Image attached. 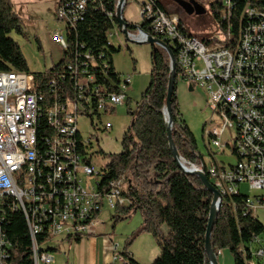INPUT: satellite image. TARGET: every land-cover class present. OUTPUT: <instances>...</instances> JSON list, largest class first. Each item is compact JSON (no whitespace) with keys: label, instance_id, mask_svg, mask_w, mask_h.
Segmentation results:
<instances>
[{"label":"built area","instance_id":"2783aa9c","mask_svg":"<svg viewBox=\"0 0 264 264\" xmlns=\"http://www.w3.org/2000/svg\"><path fill=\"white\" fill-rule=\"evenodd\" d=\"M99 1L58 0L55 17L65 28L51 36L64 52L70 48L67 33L83 20L87 5ZM129 1H124L123 12ZM133 1L140 4V22H128V40L146 44L151 36L166 43L175 53L179 78L206 93L212 113L205 126L208 147L217 166L205 163L189 168L205 169L223 199L238 195L242 184L264 192V0H201L202 4L220 3L219 21H214L216 36L203 41L193 36L178 14L166 13L158 0ZM120 2L114 13H107L117 28ZM143 24H148L149 32L142 29ZM103 63L101 73L107 75L109 65ZM93 66V55L81 54L76 47L75 57L58 76L72 85L73 97L65 103L58 99L60 81L49 85L57 94L49 104L33 75L0 73V264H12V243L4 232L12 213H22L26 220L33 264H53V252L39 245L40 235L45 234L48 245L60 239H85L94 233L106 201L111 211L130 204L123 197L125 178L111 182L107 193L99 191L100 172L88 149L91 140L79 137V117L84 111L93 112L94 96H98V113L116 109L127 101L130 79L120 76L118 91L103 95ZM112 128L110 122L104 125L106 131ZM228 132L234 134L233 141H223ZM245 206L256 215L264 209V194L248 197ZM252 256L264 264L260 237L254 241ZM113 261L128 264L120 253Z\"/></svg>","mask_w":264,"mask_h":264},{"label":"trees","instance_id":"16d2710c","mask_svg":"<svg viewBox=\"0 0 264 264\" xmlns=\"http://www.w3.org/2000/svg\"><path fill=\"white\" fill-rule=\"evenodd\" d=\"M158 2L166 13L177 14ZM116 4L117 0H102L96 4L90 2L83 20L75 30L67 33L70 48L64 52L62 62L51 71L32 74L20 46L11 37L13 33L24 35L22 20L15 13L11 0H0V73L31 74L38 91L45 95L46 103L56 101L57 94L58 99L65 103L68 97H73L72 85L68 79L61 82L58 76L75 57L76 47H80L81 54L88 51L94 57L95 66L91 69L96 74V84L102 88L100 93L106 95L117 92L121 74L116 71L113 59L120 48L117 49L110 42V34L117 26L115 20L107 16V13L115 12ZM211 8L214 21H219L220 3L211 4ZM177 9L181 12L179 7ZM131 28L134 30L133 25ZM142 29L150 31L148 24H143ZM151 57L149 85L136 109L128 112L131 124L122 139V152L111 155L106 168L99 171V191L107 193L111 182L125 178L123 197L130 204L114 211V225L130 218L131 214H142L141 229L120 253L128 264H140L133 258L128 247L141 233L151 234L160 248V254L152 264H210L205 251V239L213 195L196 175L185 174L174 161L166 124L170 57L165 50L158 48H153ZM103 61L109 65L107 75L101 73ZM179 72L177 67L176 85ZM53 80L60 81L61 87L57 88V94L49 87ZM176 85L171 100L174 120L172 138L185 166L200 167L205 161L198 153L195 137L181 113ZM94 97L92 115L84 111L82 116H90L92 121L97 116L102 124L103 117L116 109L98 113L95 111L98 96ZM80 135V139H84ZM91 148L92 144L88 149L91 158L95 159ZM210 165L217 166V163L211 159ZM247 198L240 192L223 199L211 237L212 248L217 257L221 252L229 250L235 264H249L251 260L262 264L253 258L252 247L255 239L264 234V224L258 220L257 215L246 209ZM4 232L12 243L10 262L33 264L32 242L22 213L8 216ZM45 237V234L38 237L39 245L43 251L55 252L53 245L45 243Z\"/></svg>","mask_w":264,"mask_h":264},{"label":"rangeland","instance_id":"374dc122","mask_svg":"<svg viewBox=\"0 0 264 264\" xmlns=\"http://www.w3.org/2000/svg\"><path fill=\"white\" fill-rule=\"evenodd\" d=\"M11 1L15 13L22 20L24 29V35L13 33L11 37L20 46L30 73L36 74L51 71L64 58L63 49L53 42L51 36L55 30H64L65 28L64 24L55 17L58 0ZM159 1L167 10L176 12L183 19L189 25L193 36L197 39L203 41L216 36V22H214V11L211 8L213 2L210 1L203 4L204 14L189 16L180 12L174 5L173 0ZM194 1L200 3L201 0ZM123 16L125 21L129 23L140 22V4L137 1L130 0ZM111 35L109 39L112 45L117 49L120 48V52L113 59L114 67L122 78L128 77L130 79L127 101L124 105L117 107L113 113L104 116L102 124L97 116L94 117L93 121L90 116L79 117L80 132L84 140H91V152L95 153L94 164L98 171L106 168L111 155L122 152V139L131 124V117L128 112L130 109L133 111L136 109L137 103L141 100L142 94L149 85L152 69V45L128 41L121 34L119 28L114 29ZM176 86L180 110L195 137L197 151L203 157L205 163L210 165L211 153L208 147L207 127L205 126L210 121L212 113L206 106V93L198 87L195 89L192 87L193 91H190V83L181 78L177 80ZM107 122L113 125V128L109 131L104 130V125ZM233 136L232 132H228L223 137V141L228 139L233 141ZM226 153H229V151H226ZM229 160L233 163L236 162L234 158ZM240 192L251 199L264 194L263 191L252 190L248 184H242ZM114 215L115 212L109 209L106 201L98 218L99 225H102L101 228L106 230L108 235L115 237L118 242L116 244H119V252H122L133 235L141 229L143 217L141 212H137L136 214H131L130 218L121 220L114 225L112 220ZM256 215L258 220L264 224V209H259ZM260 238L263 240L264 246V234ZM56 244L52 247L57 250L53 253V256L56 257V264H65V253L68 252V248L66 245H62L59 248ZM128 248L129 251L136 254L139 258H151V256L156 258L160 254V248L155 238L148 233L139 234ZM221 253H224L222 254L223 256ZM221 253L219 254L218 262L221 259L226 264H235L229 250Z\"/></svg>","mask_w":264,"mask_h":264},{"label":"water","instance_id":"95a60500","mask_svg":"<svg viewBox=\"0 0 264 264\" xmlns=\"http://www.w3.org/2000/svg\"><path fill=\"white\" fill-rule=\"evenodd\" d=\"M124 1L125 0H121L118 6L116 19H117V23L119 25V28L121 29L122 34L128 40L127 36H128L130 25L127 21H125L124 16H123ZM173 1L189 16L193 14L201 15L205 13L204 8L198 5L194 0H191L189 2H186L184 0H173ZM146 44L152 45V47L155 50L157 48H161L165 50L170 57L171 74H170L169 84H168L167 106H166V117H167L166 124H167V137L169 141V147L172 152L174 161L176 162L178 167L187 175H196L201 180L205 189L213 195V200L211 203L210 213H209V218H208L207 231H206L205 251L208 255L210 264H219L218 257L212 248L211 237H212V233L215 228V225H216L220 207L223 202V197L218 192V190L215 188V186L210 182L207 174L205 173V169L194 170V169H191L185 166V164L181 161L179 152L172 138V129L174 127V120L172 117L171 100H172L173 94L175 93V89H176L175 85H176V78H177V62H176L175 53L166 43L162 42L159 39H154L151 36H148V42ZM189 90L193 91V88L190 87Z\"/></svg>","mask_w":264,"mask_h":264},{"label":"crops","instance_id":"0c3cea01","mask_svg":"<svg viewBox=\"0 0 264 264\" xmlns=\"http://www.w3.org/2000/svg\"><path fill=\"white\" fill-rule=\"evenodd\" d=\"M97 223L94 233L85 239L78 241L73 239H60L55 242L57 243L56 246L58 245L57 247L59 248L62 247V245H66L68 248V252L65 253V264H113L115 255L121 253L119 252V244H116L117 240L115 237L108 235L106 230L101 228L102 225H99V220ZM56 251L57 250H55V252ZM129 252L140 264H152L158 257L154 258L155 256H151V258H139L136 254L131 251ZM222 254L224 253H221V255ZM53 264H56L55 256ZM219 264L226 263L219 259Z\"/></svg>","mask_w":264,"mask_h":264},{"label":"flooded vegetation","instance_id":"af4514ba","mask_svg":"<svg viewBox=\"0 0 264 264\" xmlns=\"http://www.w3.org/2000/svg\"><path fill=\"white\" fill-rule=\"evenodd\" d=\"M184 1H186V2H189L188 0H184ZM191 1V0H190ZM174 2V1H173ZM196 2V1H195ZM175 3V2H174ZM197 3V2H196ZM198 5H200L201 7H203V4L200 2V3H197ZM175 5L177 6V7H179L176 3H175ZM179 9L181 10V12L182 13H185L180 7H179ZM186 14V13H185Z\"/></svg>","mask_w":264,"mask_h":264}]
</instances>
